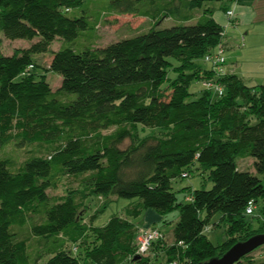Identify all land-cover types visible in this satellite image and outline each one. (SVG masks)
<instances>
[{
	"label": "trees",
	"instance_id": "obj_1",
	"mask_svg": "<svg viewBox=\"0 0 264 264\" xmlns=\"http://www.w3.org/2000/svg\"><path fill=\"white\" fill-rule=\"evenodd\" d=\"M232 1L0 0V33L30 41L10 54L0 47V146L47 148L18 168L0 155V264H153L136 253L142 227L129 219L145 208L180 210L166 249L170 264H198L264 233L246 214L249 200L264 199V84L250 85L227 63L218 76L204 61L226 46L214 13L221 4L226 14ZM105 10L146 17L149 30L105 46H77L86 30L95 36ZM167 18L178 23L160 27ZM56 39L72 45L51 50ZM49 51L44 69L61 75L57 90L47 74H37L36 56ZM208 79L223 86L222 96L204 85L190 90L194 80ZM145 127L153 130L140 137ZM249 156L257 174L239 164ZM195 162L209 170L213 186L191 190L192 199L178 203L173 180L190 176ZM82 174L89 177L88 196L140 201L126 216L94 227L76 197L49 193L62 178ZM216 214L215 225L226 222L228 235L218 245L205 233ZM32 217L39 221L30 223ZM16 227H26L42 248L32 250ZM164 240L152 244V258L159 259ZM251 252L235 264H264Z\"/></svg>",
	"mask_w": 264,
	"mask_h": 264
},
{
	"label": "rangeland",
	"instance_id": "obj_2",
	"mask_svg": "<svg viewBox=\"0 0 264 264\" xmlns=\"http://www.w3.org/2000/svg\"><path fill=\"white\" fill-rule=\"evenodd\" d=\"M216 4V3H215ZM107 6V5H106ZM109 11V10H108ZM178 21L174 18L164 19L160 27H171L177 24ZM256 24V23H255ZM233 25V24H232ZM234 26V25H233ZM232 26V27H233ZM150 21L146 17H139L133 14H119L116 12H107L105 10L104 15L97 25L96 33L93 38H90V34L93 33V30H86L87 38H83L80 42V39H77L75 44L77 46H84L86 44H90L93 42L95 46H105L110 42L117 41L122 38L132 37L138 35L142 32H146L149 30ZM260 28V26L258 27ZM259 34V40L264 41V32ZM245 33V31L243 32ZM225 41L231 39L229 45L225 47V57L227 58V66L235 65V60L232 58L236 55V52L239 49L244 48L248 45V42L245 40L246 34H242L239 37H234L233 31L226 33ZM244 36V37H243ZM260 43V42H259ZM30 45V41L27 39H16V40H8L3 37L0 33V47L5 53H13L18 48L28 47ZM72 45L68 41H64L62 39H56L51 44V50H58L62 46ZM51 51L38 54L37 63L40 68H38V75L47 74V80L50 82L51 86L54 90H57L61 84L62 77L56 72H46L45 67L48 66L51 59ZM173 64L176 66L178 63L177 59L171 58ZM200 62V60L198 61ZM204 65H207L204 61L200 62ZM210 66V65H209ZM170 79H175L177 77V71L175 69L169 70ZM203 82L194 80L190 85V90L193 92H199L203 87ZM72 99L75 98V94H71ZM153 128L145 127L140 130V137H145L152 132ZM111 130H107L105 132H110ZM131 140L127 138L120 146L122 148H126L130 145ZM47 148L45 146L39 144H31L24 148H18L15 145L8 144L6 146H0V155L6 158L13 159V167L18 168L26 159L34 156V155H46ZM0 156V157H1ZM239 161V160H238ZM254 158L248 157V159L240 160L239 164L243 169L247 168V170L253 171L256 173L254 165ZM257 174V173H256ZM260 176V175H259ZM262 177V176H260ZM86 174L82 175H70L62 178L58 186L56 188L50 189L49 193L54 199L60 200L67 195H72L76 197L77 202L79 203V207L81 208L80 215L83 216L84 221L88 224L93 225L94 227H102L107 224L111 217L114 215H127V209L132 208L134 205H137L140 201V198H123L117 196H88L90 194L89 191V182ZM191 186L190 189L188 187ZM213 186V182L209 178V170L203 169L198 162L194 163L193 171L190 176L184 178H176L173 180V189L176 192L178 203H188L187 196H190L191 190L206 188L209 189ZM179 208H173L169 212L162 213L156 209H141V212L138 216L130 215V219L137 223L139 226L145 227H154L158 228L159 231L165 232V240L164 242L159 244V249L162 251L159 259L152 258L156 249L153 248L149 254L144 256H151V262L153 264H170L168 261V247L174 241L173 238V229L174 224L179 219ZM247 219L252 222V225L255 228L260 226H264V199L259 198L257 202H255L254 213L252 215H247ZM220 220V214H216L212 220L210 226L206 228L205 233L209 237V239L216 245L222 244L226 239H228L227 235V225L226 222H222L220 225H215ZM39 221L37 218H30L29 222ZM147 223V224H145ZM150 225V226H149ZM15 232L19 238H27L29 240V244L32 247V250H36L37 248L41 249L43 246V241L38 239H31L30 232L26 227H16ZM32 242V243H31ZM70 244L68 245L71 248ZM157 246V244H156ZM155 246V247H156ZM165 246V247H164ZM164 248V249H163ZM159 251V250H158ZM251 256L254 258H262L264 257V244L251 252Z\"/></svg>",
	"mask_w": 264,
	"mask_h": 264
},
{
	"label": "crops",
	"instance_id": "obj_3",
	"mask_svg": "<svg viewBox=\"0 0 264 264\" xmlns=\"http://www.w3.org/2000/svg\"><path fill=\"white\" fill-rule=\"evenodd\" d=\"M217 5L214 17L220 24L225 26L226 33L232 30L234 37L246 34L243 37L248 42V45L236 52V55L232 58L235 60V65L227 66V70L238 73L250 85L264 84V41L259 40L261 32H258H264V0H239L233 6L235 15L232 18V23V19H229L225 12L221 10V4ZM259 26L260 28H258ZM244 31L245 33H243ZM231 39L233 38L225 41V47L229 45Z\"/></svg>",
	"mask_w": 264,
	"mask_h": 264
},
{
	"label": "built area",
	"instance_id": "obj_4",
	"mask_svg": "<svg viewBox=\"0 0 264 264\" xmlns=\"http://www.w3.org/2000/svg\"><path fill=\"white\" fill-rule=\"evenodd\" d=\"M239 0H233L232 5L227 10L226 15L229 17V19H232L235 15L234 12V5L238 3ZM228 25H230L228 23ZM223 35L226 36V28L223 32ZM218 50L215 53H209L204 57V61L212 65V69L214 70L215 74L220 76L221 74L225 73V67H226V57L224 55V47L223 44L218 45ZM204 86L208 89H211L215 95L222 96L224 93L223 86L215 82L213 80H205L203 82ZM184 177H188V173L183 174ZM188 200H191L192 197L188 196ZM254 206L255 201L253 199L248 201L247 207H246V214L252 215L254 213ZM165 239V234L161 231H159L158 228L154 227H142L138 236V248H137V254L140 256H144L150 253L152 244L155 241ZM179 246H184V242L180 241L178 242ZM173 264H177V262H174Z\"/></svg>",
	"mask_w": 264,
	"mask_h": 264
},
{
	"label": "water",
	"instance_id": "obj_5",
	"mask_svg": "<svg viewBox=\"0 0 264 264\" xmlns=\"http://www.w3.org/2000/svg\"><path fill=\"white\" fill-rule=\"evenodd\" d=\"M264 244V233H259L250 238L235 243L222 256L213 257L198 264H235L244 255ZM139 257V256H137Z\"/></svg>",
	"mask_w": 264,
	"mask_h": 264
}]
</instances>
